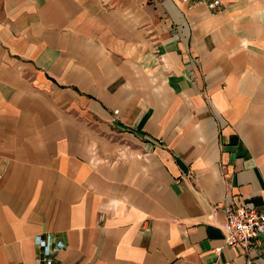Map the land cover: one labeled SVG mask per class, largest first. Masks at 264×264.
I'll list each match as a JSON object with an SVG mask.
<instances>
[{
	"label": "crops",
	"instance_id": "1",
	"mask_svg": "<svg viewBox=\"0 0 264 264\" xmlns=\"http://www.w3.org/2000/svg\"><path fill=\"white\" fill-rule=\"evenodd\" d=\"M220 2L0 0V264H264L221 229L264 213V0Z\"/></svg>",
	"mask_w": 264,
	"mask_h": 264
},
{
	"label": "built area",
	"instance_id": "2",
	"mask_svg": "<svg viewBox=\"0 0 264 264\" xmlns=\"http://www.w3.org/2000/svg\"><path fill=\"white\" fill-rule=\"evenodd\" d=\"M190 8L205 6L212 12L221 9L220 0H181ZM3 174L0 173V181ZM225 210L226 221L221 229L225 233V242L230 247L242 246L249 249L251 246L264 247V213L253 207L241 204L238 206H222ZM220 206L214 210L218 211ZM36 246L40 250L36 264H55L57 254L64 247L63 243L51 235L47 239L38 236Z\"/></svg>",
	"mask_w": 264,
	"mask_h": 264
}]
</instances>
